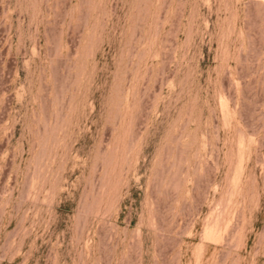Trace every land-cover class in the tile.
Listing matches in <instances>:
<instances>
[{
  "label": "rangeland",
  "instance_id": "374dc122",
  "mask_svg": "<svg viewBox=\"0 0 264 264\" xmlns=\"http://www.w3.org/2000/svg\"><path fill=\"white\" fill-rule=\"evenodd\" d=\"M0 264H264V0H0Z\"/></svg>",
  "mask_w": 264,
  "mask_h": 264
}]
</instances>
